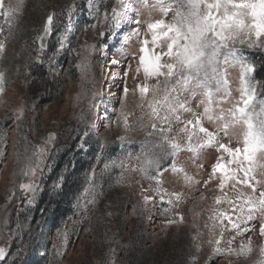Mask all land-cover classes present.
Segmentation results:
<instances>
[{
    "label": "rangeland",
    "instance_id": "1",
    "mask_svg": "<svg viewBox=\"0 0 264 264\" xmlns=\"http://www.w3.org/2000/svg\"><path fill=\"white\" fill-rule=\"evenodd\" d=\"M57 1L63 8L61 13L55 12L50 0H24L18 20L11 24L5 51L0 55V71L5 75L4 91L0 93V248L5 249V255L0 264L9 257L13 243L17 244L20 254L29 253L23 246L24 218L30 215L39 200L44 182L53 172L58 157L57 152L51 154V151L45 155L43 172L32 178L38 186L34 196L21 189L22 183L30 181L29 177L21 175V170L28 156L38 152L18 148L20 125L28 120L36 127L40 149L49 146V134L58 133L64 123L71 124L73 120L76 125L86 124L87 135L104 141L97 146L96 163L91 173L92 176L94 172V176L81 192V207H73L66 222L51 231L48 244L42 251L43 264H110V261L115 264H262L264 255H261L260 248L264 247V237L259 235L260 217L247 225L242 224L241 228L251 230L240 234L226 227L221 238L219 229L212 228L213 221L209 217L216 209L236 215L226 204H215V197L222 195L218 189L219 179H210L212 165L220 155L215 149H206L199 154L184 150L175 157L177 168H182L183 172L174 173L169 168L163 173L159 185L164 200H172L170 205L161 203L155 191L156 182L140 171L142 153L146 150L144 141L151 139L148 137V120L145 118L141 123L151 91L142 99L137 85L147 84L151 88L156 80H145L142 69L137 72L141 43L136 37H128V33L132 28L140 27L150 40L147 23L159 19L169 21L173 13L165 15L158 6H152L153 0H149L148 7L143 6L142 0H122L120 5H116L115 0ZM114 6L122 11L123 19L120 28L110 33L108 21L97 20V9L101 14L106 9L110 16ZM49 14H55L53 32L48 48L41 54L37 50V37L42 34ZM136 19L141 21L139 26L131 23ZM0 26H4L7 32L9 24L3 18H0ZM101 32L105 34L102 36ZM4 39L5 34L0 33V40ZM238 47L255 64L251 80L256 82L257 99H262L264 48ZM37 57L44 62H34ZM113 60L118 63L113 64ZM240 74L238 66L228 69L231 103L240 97ZM125 87L129 90L127 95ZM200 99L189 98L190 107L202 111ZM181 118L192 119V114L181 113ZM203 123L210 131L216 129L213 122L204 120ZM181 127L183 125L173 122L168 136L184 144L186 135L179 131ZM120 137L125 139L121 141ZM238 140L233 138L230 146H238ZM223 142L229 143V140L224 138ZM120 160H125L124 168L112 163ZM172 160L169 157L162 161V167H169ZM106 163L108 169L104 167ZM257 179L262 182L258 187H264V175L258 172ZM111 183L107 194L106 186ZM97 184L100 186L96 187ZM10 191L12 193L8 196ZM226 191L230 197H235L230 186ZM94 194L97 202L87 204V210H83ZM105 194L106 200L111 201L108 211L100 205ZM175 194H179V201ZM144 195L155 199L144 205ZM118 196L125 197L127 203L122 217H119L118 203L115 202ZM97 213L101 220L109 219L105 226L107 232L102 236L90 232ZM181 215L182 222L166 223L170 219L179 221ZM61 233L67 234L66 242ZM141 237L144 241L139 240ZM232 237L235 239L229 245L227 241ZM249 237L252 252L247 255H215L214 243H208L221 239L222 249L231 247L239 251L240 244L247 243ZM142 242H145L144 246L140 247ZM123 249L129 251L128 257L118 253Z\"/></svg>",
    "mask_w": 264,
    "mask_h": 264
},
{
    "label": "snow or ice",
    "instance_id": "2",
    "mask_svg": "<svg viewBox=\"0 0 264 264\" xmlns=\"http://www.w3.org/2000/svg\"><path fill=\"white\" fill-rule=\"evenodd\" d=\"M23 3L24 0H7L5 4V0H0V18L9 24L7 32L4 26H0V33L5 34V39L0 40V55L5 51L7 37L11 34V24L18 20ZM121 3L122 0H115L116 5ZM142 3L144 7L149 6V0H142ZM152 6H158L165 15L172 12L171 20L148 22L147 33L151 35L150 40L140 31V27H134L128 33V37H136L141 43L137 72L142 69L145 80H156L151 88L147 84L137 85L142 99L151 91V99L146 105L147 111L141 117V123L145 118L148 120V137L151 139L144 141L146 150L142 153L144 158L141 160L140 171L156 182L155 191L161 203L170 205L172 200H164V192L159 185L162 184L163 173L169 168L174 173L183 172L182 168H177L175 157L184 150L199 154L206 149H215L220 155L212 165L210 179H219L218 189L222 193L215 197V204H226L236 215L216 209L209 217L213 221L212 228L219 229L221 238L226 227L240 234L251 230L248 227L241 228L242 224L247 225L260 217L259 235L264 237V187H258L262 182L257 179L258 172L264 175V98L257 99L256 82L251 80V74L255 71L254 62L244 56L238 47L246 45L249 48H264V0H153ZM54 15H48L43 32L37 37L41 54L47 46L46 39L53 32ZM101 18L108 21L109 32L114 33L120 28L123 15L115 6L111 8L110 16L106 9L101 14L98 8L97 20ZM131 23L139 26L141 21L136 19ZM104 34L101 32L102 36ZM34 62L44 61L37 57ZM112 63L116 64L118 61L113 60ZM237 66L241 69L238 88L240 97L238 101L231 103L229 98L232 90L228 69ZM4 87L5 75L0 71V93H3ZM128 91L125 87V95ZM196 97H201L199 104L203 105L202 111L189 105V98ZM181 113H191L192 119H182ZM204 120L215 123L216 129L210 131L204 126ZM173 122L183 125L179 131L185 133L186 143L178 142L175 137L169 138L168 133L172 131ZM124 124L127 128L126 115ZM51 138L50 135L49 139ZM224 138L229 143H224ZM233 138H239L236 147L230 146ZM124 139L120 137L121 141ZM45 152L42 148L29 155L24 169L21 170V175L29 177L30 181L22 183L20 187L33 196L38 186L32 178L38 172H43ZM169 157L173 158L172 163L169 167H162L161 162ZM112 163L120 168L126 166L125 160ZM104 167L108 169L109 165L106 163ZM93 176L94 172L89 179ZM185 177L187 178L186 174ZM60 181H63V177ZM117 182L119 183V179ZM229 186L235 193L234 198L226 191ZM175 196L179 201V194ZM154 199L155 197L144 195L143 204L147 205ZM96 202L94 194L85 203L83 210H87V204ZM73 207H81L79 200ZM165 211L168 209L165 208ZM135 212L136 209L133 208V213ZM108 215L111 216L112 213L109 212ZM182 221L181 215L179 221L170 219L166 223ZM61 235L66 242L67 234ZM233 239L235 237L227 243L231 245ZM208 243H214L215 255L239 256L252 252L251 237L247 243L240 244L239 251L231 247L222 249L221 239L214 242L209 240ZM111 251L115 252V249ZM260 253L264 255V247L260 248ZM4 255L5 249L0 248V259ZM110 264L115 262L110 261Z\"/></svg>",
    "mask_w": 264,
    "mask_h": 264
},
{
    "label": "trees",
    "instance_id": "3",
    "mask_svg": "<svg viewBox=\"0 0 264 264\" xmlns=\"http://www.w3.org/2000/svg\"><path fill=\"white\" fill-rule=\"evenodd\" d=\"M50 1L52 8H56L55 12L61 13L63 9L61 3L57 0ZM38 49L39 47H37ZM65 124L62 125L58 133L48 135L49 146L44 148L46 150L45 155L51 151V154L57 152L58 157L56 158L53 172L44 182V189L39 200L35 207L30 210V215L24 218L23 225L26 228L23 246L29 250V253L20 254L21 251L16 247L17 244L13 243L12 248H9L11 251L10 255L3 264H43L42 251L48 244L51 231L66 222L73 205L80 199L82 190L88 185L89 177L96 163L97 146L104 141L99 140V142L94 135H85L87 133L85 131V123L76 125L75 120H73L71 124ZM20 134L19 149L22 148L28 152L30 151V153L40 151L37 130L36 127L32 126L30 120L22 121ZM50 135L53 136L52 139H49ZM85 147H87L86 151H84ZM61 177H63L62 182L60 181ZM106 181L109 182L110 180ZM111 187L112 183L107 184L105 190L107 194ZM11 193L12 191L8 192L7 195L10 196ZM107 194L102 197L100 202V205L104 206L105 211L111 208L108 207L111 201L106 200ZM116 200L119 217H122L123 210L127 205L126 198L118 196ZM119 219L121 220V218ZM107 222H109L108 218L105 217L101 220L99 213H97L93 219L94 226L90 228V232H93V234L95 232V234H100L101 236L106 234L103 232H107L105 227L108 225ZM143 239L141 237L139 240L144 241ZM144 243L142 242L139 246L143 247ZM118 253L129 256V251L124 249Z\"/></svg>",
    "mask_w": 264,
    "mask_h": 264
},
{
    "label": "water",
    "instance_id": "4",
    "mask_svg": "<svg viewBox=\"0 0 264 264\" xmlns=\"http://www.w3.org/2000/svg\"><path fill=\"white\" fill-rule=\"evenodd\" d=\"M49 40H50V36H49V37L46 39V45H47V46H46V48H45V49H47V48H48ZM39 44H40V41H39ZM52 138H53V136H52ZM52 138H51V139H52Z\"/></svg>",
    "mask_w": 264,
    "mask_h": 264
}]
</instances>
